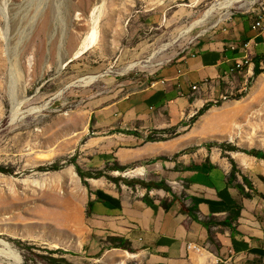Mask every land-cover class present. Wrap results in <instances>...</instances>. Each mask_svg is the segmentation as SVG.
Returning a JSON list of instances; mask_svg holds the SVG:
<instances>
[{
  "label": "rangeland",
  "instance_id": "374dc122",
  "mask_svg": "<svg viewBox=\"0 0 264 264\" xmlns=\"http://www.w3.org/2000/svg\"><path fill=\"white\" fill-rule=\"evenodd\" d=\"M262 8L264 0H0V264H138L127 256L132 249L104 243L89 225L92 179L76 166L103 172L87 168L91 114L235 21L252 24ZM248 66L203 115L183 123L195 142L186 153L264 152V66L259 75ZM138 168L93 180L134 186Z\"/></svg>",
  "mask_w": 264,
  "mask_h": 264
},
{
  "label": "crops",
  "instance_id": "0c3cea01",
  "mask_svg": "<svg viewBox=\"0 0 264 264\" xmlns=\"http://www.w3.org/2000/svg\"><path fill=\"white\" fill-rule=\"evenodd\" d=\"M252 24L235 21L146 86L91 114L87 168L107 174L113 163L126 169L138 165L131 173L141 182L117 188L92 179L89 225L104 243L126 241L135 252L127 256L138 264H264V160L222 148L186 153L195 142L183 126L223 93L221 85L241 71L229 74L235 63L248 57L249 74L255 59L264 66V32L253 31ZM173 128L179 130L173 138L147 140L167 137L156 133ZM160 182L171 193L142 185Z\"/></svg>",
  "mask_w": 264,
  "mask_h": 264
},
{
  "label": "trees",
  "instance_id": "16d2710c",
  "mask_svg": "<svg viewBox=\"0 0 264 264\" xmlns=\"http://www.w3.org/2000/svg\"><path fill=\"white\" fill-rule=\"evenodd\" d=\"M254 63V75H259L261 73V69H260V60L257 58L253 61ZM210 107V105H205L193 118H192V122H194L195 120L198 119V117H200L201 115H203L207 110L208 108ZM177 129L178 128H173V129H170V130H167V131H158L156 134H159V135H168L170 136V138H173L177 135ZM167 138H163L162 136H149L147 138L148 141H164L166 140ZM223 149V148H222ZM195 150V149H194ZM226 151H231V152H235L237 151L234 147H230L228 150ZM246 154L248 155H251V156H254L258 159H263L264 160V152H261V151H246L245 152ZM178 157V155H175L174 158ZM156 160H167L166 158H159V159H156ZM155 160V161H156ZM154 161V162H155ZM52 170H57L58 167L57 166H54L51 168ZM76 169H77V173L79 174V176L84 179V178H89V179H98L102 176H105V174L103 172H100L96 175H93V174H84L82 172V170L76 166ZM126 168H123V167H120L118 166L116 163H115V167L114 168H108V170L110 171H118V172H124ZM235 177V164L233 163V169H232V172H231V177H230V180L231 179H234ZM243 181L244 183L246 184V186L248 187H252V185L249 183V181L246 179V178H243ZM115 183H119L118 180H114ZM143 186H145L148 190H151V189H162L168 193H171V189L166 185L165 182H160V183H142ZM240 190L242 193H244L247 197H250L251 193H247L245 191V188L241 185L240 186ZM164 205V208L165 209H168V205L166 203L163 204ZM93 206V202L92 201H89L88 202V216L90 215V212H91V207ZM115 240V239H114ZM118 240V239H117ZM120 242L123 243V248L126 249V250H129L131 251V248L129 246L128 243H126V241L124 240H119Z\"/></svg>",
  "mask_w": 264,
  "mask_h": 264
},
{
  "label": "bare ground",
  "instance_id": "6f19581e",
  "mask_svg": "<svg viewBox=\"0 0 264 264\" xmlns=\"http://www.w3.org/2000/svg\"><path fill=\"white\" fill-rule=\"evenodd\" d=\"M220 4V3H219ZM98 7V6H97ZM98 9V8H97ZM94 12L95 11H93V14H94ZM213 11L212 10H210V11H208L206 14H205V17L203 18V20H205L206 18H207V16H209L211 13H212ZM95 15H96V13H95ZM92 17V16H91ZM262 17H264V15H262V16H259L257 19H260V18H262ZM92 18H94V17H92ZM93 20V19H92ZM96 23V22H95ZM199 23V21L198 22H196V24H198ZM96 29V28H95ZM96 31V30H95ZM98 31V30H97ZM88 36V35H87ZM90 36V35H89ZM93 39H94V31L91 33V36H90V38H87L84 42H83V44L81 45V47H80V49L78 50V52L75 54V56H74V58H76V57H79L81 54H83L89 47H90V45L92 44V42H93ZM96 40V39H95ZM96 42V41H95ZM248 66V65H250V62L249 61H247L241 68H237V69H233L232 71H235V70H241L244 66ZM16 76V75H15ZM88 77V76H87ZM96 79V77H92L91 76V78L89 79V81H92V80H95ZM86 79H82V80H80V82H84Z\"/></svg>",
  "mask_w": 264,
  "mask_h": 264
},
{
  "label": "built area",
  "instance_id": "2783aa9c",
  "mask_svg": "<svg viewBox=\"0 0 264 264\" xmlns=\"http://www.w3.org/2000/svg\"><path fill=\"white\" fill-rule=\"evenodd\" d=\"M252 30L255 31L256 33L260 34L264 32V17L260 19H256L253 24H252ZM262 46L264 47V42L262 43ZM248 47V44L245 45V48ZM248 57H244V59L241 62L235 63V66L230 70V73H232L233 69L241 68L247 61ZM245 184V183H244ZM246 185V184H245ZM187 249H191L194 251H199V248L193 245H188Z\"/></svg>",
  "mask_w": 264,
  "mask_h": 264
},
{
  "label": "water",
  "instance_id": "95a60500",
  "mask_svg": "<svg viewBox=\"0 0 264 264\" xmlns=\"http://www.w3.org/2000/svg\"><path fill=\"white\" fill-rule=\"evenodd\" d=\"M125 175L128 176V172Z\"/></svg>",
  "mask_w": 264,
  "mask_h": 264
}]
</instances>
